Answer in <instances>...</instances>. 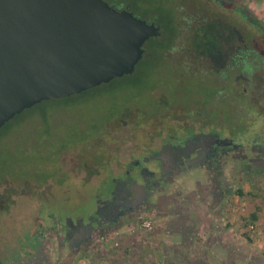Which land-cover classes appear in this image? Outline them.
<instances>
[{
	"label": "rangeland",
	"instance_id": "obj_1",
	"mask_svg": "<svg viewBox=\"0 0 264 264\" xmlns=\"http://www.w3.org/2000/svg\"><path fill=\"white\" fill-rule=\"evenodd\" d=\"M104 1L115 6L117 2L125 0ZM226 1L228 3L226 5L213 0L170 2V6L177 8L178 17L174 20L165 19L161 23L162 30L169 34V38L162 42L164 47H168L165 52L168 64L155 62L151 67L139 69L143 80L145 79L146 82L149 80L147 84L151 86L158 85L160 79L161 87L154 92L155 99H159L160 102L158 110L153 111L154 107H150L151 103L148 101L150 98L144 97L127 108L119 116L120 118L112 120V113L118 114L126 108V99L120 96L93 98L109 90V88H102L98 92L85 96L87 101L93 98L86 106L75 107L70 114L64 112L55 115V120H59L69 114L71 117L67 121L64 120L65 129L79 130V133H75V136L67 140V145L90 138L91 141L80 145L84 161L87 162L88 157L94 155L92 152L99 150L105 151L106 156L103 154V162L100 165L90 160L91 162L88 163L92 165V169L74 171L64 184L50 182L38 188L37 191L33 186L23 189L31 192L28 193L30 196L11 194L7 201L2 196L8 187H2L0 190V264H26L22 260L28 257L32 248L31 244L36 239V232L41 230V226L44 229L47 227L49 223L47 218L50 215H75L80 211H90L95 206L97 194L103 186L110 183L113 176L122 174L135 159L140 158L147 163L144 157L159 147L158 138L164 133H179L183 128H185L183 131L218 128L221 130L220 133H226L236 144L247 145L246 149L251 148L250 142L255 140L258 133L264 129V33L255 26L256 24L253 25L238 16L233 9L243 7L264 27V0ZM143 12V10H137L133 14L141 19L145 17L144 20L148 23L156 21L154 16H146ZM211 13L221 17L227 22L226 24L242 30V38L245 40V43L241 45L242 56L246 53L245 50L253 52L247 57V63L253 70L250 72L245 68L247 65L242 64L241 81L233 80L237 73L227 68L229 62L224 64L226 67L224 70L228 71L225 78L212 75V72L214 74L221 67L224 58L218 56L216 51H213V55L212 51H209L204 59L192 58L191 54L187 53L189 47L197 48L199 43L197 40L201 31L195 27L198 19L206 18L208 23L213 25ZM215 25L220 26L219 23ZM190 29L196 30V40L194 34L189 33ZM190 38L191 46L187 43ZM210 39L212 42V38ZM158 41L159 39L151 38L145 45V51H155L161 46ZM171 44L173 46L169 47ZM195 52L199 55V51L195 50ZM186 56L190 57L188 59L190 68L181 72V75L185 76L182 81L175 80L171 68L181 65ZM151 70L154 72L159 70V75L150 78ZM187 72L190 75H187ZM229 84H231L230 90L226 91ZM218 90L223 91L227 99H215L217 96L214 94L218 93ZM239 94L240 102L234 98ZM219 97L221 98V94ZM75 100L78 102V99ZM190 105L193 108L189 107ZM107 122L109 124L105 126ZM98 129L101 130L98 131ZM32 134L28 131L25 141L28 142ZM246 163L243 160L230 163L225 177L229 185L234 190L238 188L237 190L247 191L264 187V163L258 169L263 171L260 174H255L253 172L255 168L251 170ZM183 185L186 188L189 183L183 181ZM21 193L23 191L19 192ZM173 197L174 195L171 198H165L162 204L164 208L142 209L119 228L109 233L99 234L79 253L61 252L57 240L51 234L47 237L42 255L27 264H176L174 257L176 253H171V247L175 245L176 235L174 234L181 232L179 229H182V226L176 225V220L167 215L166 208L173 202ZM175 197V202L180 205L178 207L184 215L191 207H195L190 195L184 198L179 194ZM186 202H189L187 206H183L182 204ZM242 202V199L239 201L234 199L228 204L227 221H230L231 229L238 221L243 236L251 234L246 224L251 219L253 207L244 205ZM141 219L152 221L154 228L151 232L142 228ZM233 219L236 220L235 223ZM202 226L203 224L198 221H188L183 229L187 234H195L202 240V236L207 233L206 229L203 230L205 227L201 229ZM191 246L192 242H187L186 248ZM233 260L238 262L235 258H230L226 259L225 264H233ZM256 260L259 263L262 258ZM241 261L243 264H254V259L248 262H244L243 259Z\"/></svg>",
	"mask_w": 264,
	"mask_h": 264
},
{
	"label": "water",
	"instance_id": "obj_2",
	"mask_svg": "<svg viewBox=\"0 0 264 264\" xmlns=\"http://www.w3.org/2000/svg\"><path fill=\"white\" fill-rule=\"evenodd\" d=\"M160 35L104 0H0V129L44 101L133 75Z\"/></svg>",
	"mask_w": 264,
	"mask_h": 264
},
{
	"label": "flooded vegetation",
	"instance_id": "obj_3",
	"mask_svg": "<svg viewBox=\"0 0 264 264\" xmlns=\"http://www.w3.org/2000/svg\"><path fill=\"white\" fill-rule=\"evenodd\" d=\"M213 1L222 5L228 4L226 0ZM113 7L119 11L131 10L126 1H119ZM210 15L213 18V25H208L213 40L210 43L211 54L216 51L218 56L224 57L221 67L214 74L212 72V75L225 78L228 73L224 70L225 63L229 62L227 68L237 73L233 80L241 81L242 64H248L247 57L253 52L245 50L247 55L244 53L242 56L241 45L245 43L242 30L226 24L227 22L213 13ZM215 23H219L220 26H216ZM217 38L220 47H217ZM230 87L231 84L226 91L230 90ZM214 95L217 96L215 99H227L220 90ZM228 97L230 98L229 95ZM234 98L241 101L240 94ZM184 129L179 133L169 132L161 135L157 142L159 147L144 157L147 163L140 158L135 159L122 174L113 176L110 183L103 186L97 194L95 206L90 211H80L75 215H50L47 218L49 221L47 227L44 229L41 226V230L36 232V239L31 244L28 257H25V263L42 255L47 237L51 234L57 240L61 252L79 253L99 234L119 228L142 209L150 207H156L155 210L162 209L165 198L174 195L173 202L169 204L170 208L175 202V191L179 193L184 189L191 191L193 188L197 192V189H201L211 192L209 193L211 196L208 195L213 200L217 199L220 193L228 194L232 186L225 177L232 161L243 160L251 170L255 168L253 170L255 174L263 172L258 169L264 163V129L250 142V149H246L247 145L236 144L226 133H220L221 130L218 128L198 131L190 129L183 131ZM183 181L189 183V186L185 188ZM191 201L194 202L193 199Z\"/></svg>",
	"mask_w": 264,
	"mask_h": 264
},
{
	"label": "trees",
	"instance_id": "obj_4",
	"mask_svg": "<svg viewBox=\"0 0 264 264\" xmlns=\"http://www.w3.org/2000/svg\"><path fill=\"white\" fill-rule=\"evenodd\" d=\"M125 1L130 5V11L132 13L137 10H143L144 15L155 17L156 21L153 23L160 28L161 32V35L156 37V39H159L158 42L161 43V46L155 51H145L144 57L137 65L133 75L115 79L109 84H103L78 95L44 101L31 109L25 110L22 114L16 116L0 129V190L3 186L8 187V190L3 192L2 196L5 200L9 201V195L11 196V194L30 196L28 193L31 192L23 190L29 188L28 186L35 187L34 190L37 191L38 188L50 182L64 184L74 171L92 169V165L89 164L91 161H95V163L98 162V165L103 162L102 157L103 154L106 156V153L101 150L92 152L94 155L88 157L87 162L82 158L83 154L80 150V145L86 141H91L90 138L84 139L79 143L67 145V140L75 136V133H79V130L68 131L64 127L65 121L71 117L69 114L72 112L71 110H73V108L86 106L93 98H97V96H120L126 99V108L118 114L112 113V120H114L113 118H115V120L118 119L127 108L138 103L140 99L144 97H147V99L150 98L148 101L151 103L150 107H154L153 111L160 108L159 99L156 100L154 97V92L161 87L160 79L158 80V85L151 86L147 84L149 80L147 82L145 79L143 80V75L139 69L142 67H151L155 62L162 63L163 65L168 64L165 55L168 47H164L162 42L169 38V34L167 31L164 32L162 30L161 23L165 21V19L174 20L175 17L177 19V8L173 5H169L170 2H175L176 0ZM233 10L241 18L249 21L253 25L256 24L255 26L264 33L262 23L257 21V19H253L254 17H252L246 9L242 7L234 8ZM143 19H145V17ZM163 25H165V23H163ZM208 25L209 23L206 18L198 19V23L195 26L196 28L198 27V31H201L197 40L199 41L198 46L197 48L193 46L189 47L187 50V53L191 54L192 58L194 57L193 55H196V58L200 59L201 57L204 59L209 54L208 52L212 51L210 46V38L212 37H210V25ZM195 31L190 29L189 33L194 34L196 40ZM216 41L218 43L219 40L216 39ZM187 43L191 46V38ZM171 46H173V44L169 45V47ZM217 47H220L219 43ZM195 50L199 51V55L196 54ZM215 50H217V48H215ZM186 57L187 58L181 65H175V67L172 66L171 68L175 80L182 81V78L185 76L181 75V72L183 70V72H185L190 68V63L188 61L190 57ZM195 61L201 62L197 59H195ZM251 67L252 66L248 63L245 68L251 72L253 70ZM151 71L150 78L159 75V70L157 72ZM187 75H190L189 72H187ZM148 76L149 75L146 77L149 79ZM102 88H109V90L93 96L89 101L85 99V96L98 92ZM74 99H78V102L76 100L74 101ZM189 107H191V105ZM191 108H193V106ZM64 112H69V114L59 120H55V115L57 113L59 115ZM109 122H107L105 126L109 124ZM100 130L101 129H98V131ZM28 131H31L33 134L31 137L29 136L27 142L25 140ZM20 191H23V193L19 194ZM241 194L242 196L244 195L243 191ZM258 210L259 208H257V211ZM257 211L251 215L253 221L257 219Z\"/></svg>",
	"mask_w": 264,
	"mask_h": 264
},
{
	"label": "crops",
	"instance_id": "obj_5",
	"mask_svg": "<svg viewBox=\"0 0 264 264\" xmlns=\"http://www.w3.org/2000/svg\"><path fill=\"white\" fill-rule=\"evenodd\" d=\"M237 189L231 188L228 194L220 193L219 197L214 200L210 197L209 193L211 192L201 191V189H197V192L193 188L190 189L191 191L184 189L179 192L181 195H190V199L194 200L195 207L190 208L191 212L187 210L186 215L181 213V208L178 207L180 205L176 202L170 208H166L167 215L176 220V225L182 226V229H179L181 232L178 231V234H174L176 235L175 245L171 247V253H176L174 256L176 264H225L226 259L230 258H235L238 261L233 260V264H243L242 259L244 262L254 259V264H264V187L248 191ZM179 193L175 191L176 195ZM201 195H205V197ZM234 199L236 201L242 199L244 205L253 207L250 216L259 208L257 219L255 221L249 219V223L246 224L247 230L251 233L250 236H242L238 221L235 226H232V229L230 221H227L229 218L228 204ZM182 205L187 206V203ZM188 221H198L203 224L201 229L205 227L203 230L206 229L207 233L202 236V240L195 234H187L183 229ZM235 222L236 220L233 219V223ZM250 226H254L255 230L252 231ZM189 241L192 242V246L187 249L186 244ZM258 258H262L259 263L256 260ZM25 260L26 258L22 261L25 263Z\"/></svg>",
	"mask_w": 264,
	"mask_h": 264
},
{
	"label": "built area",
	"instance_id": "obj_6",
	"mask_svg": "<svg viewBox=\"0 0 264 264\" xmlns=\"http://www.w3.org/2000/svg\"><path fill=\"white\" fill-rule=\"evenodd\" d=\"M140 222L142 223L141 226L148 232H151L154 228L152 221L149 219H141ZM250 229L253 231L255 230L254 226H250Z\"/></svg>",
	"mask_w": 264,
	"mask_h": 264
}]
</instances>
